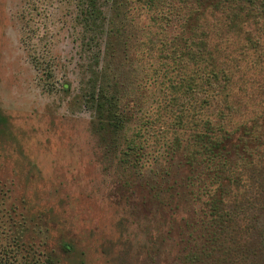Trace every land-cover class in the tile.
<instances>
[{
  "label": "trees",
  "instance_id": "trees-1",
  "mask_svg": "<svg viewBox=\"0 0 264 264\" xmlns=\"http://www.w3.org/2000/svg\"><path fill=\"white\" fill-rule=\"evenodd\" d=\"M44 1L60 2L78 44V100L92 112L111 196L131 217L145 214L137 255L126 239L108 255L118 264H264L255 214L264 217V204L253 193L264 196V89L257 104L245 80H264V0ZM46 45H33L32 59L52 91L58 62ZM22 242L15 260L1 251L0 264L60 263L53 253L32 260Z\"/></svg>",
  "mask_w": 264,
  "mask_h": 264
},
{
  "label": "rangeland",
  "instance_id": "rangeland-1",
  "mask_svg": "<svg viewBox=\"0 0 264 264\" xmlns=\"http://www.w3.org/2000/svg\"><path fill=\"white\" fill-rule=\"evenodd\" d=\"M68 19L60 2L0 0V253L15 260L23 241L33 246L34 254L25 250L31 259L43 263L53 253L58 264H118L109 245L120 240L121 248L129 240L125 247L137 255L147 240L145 214L131 217L111 196L90 129L92 112L78 100L79 48ZM46 44L58 62L52 91L32 59V46L42 52ZM249 75V93L261 104L264 80L252 76L249 82ZM65 82L68 91L61 88ZM253 193L259 194L254 205L264 204L260 190ZM121 220L128 221L124 229ZM64 243L71 245L69 254L61 251Z\"/></svg>",
  "mask_w": 264,
  "mask_h": 264
}]
</instances>
